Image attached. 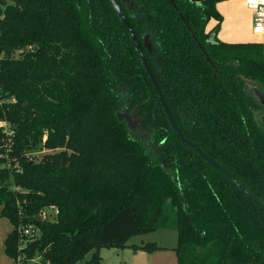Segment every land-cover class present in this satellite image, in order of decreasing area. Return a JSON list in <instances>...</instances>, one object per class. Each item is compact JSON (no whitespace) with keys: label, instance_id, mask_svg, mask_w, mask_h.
Wrapping results in <instances>:
<instances>
[{"label":"trees","instance_id":"obj_1","mask_svg":"<svg viewBox=\"0 0 264 264\" xmlns=\"http://www.w3.org/2000/svg\"><path fill=\"white\" fill-rule=\"evenodd\" d=\"M220 1L116 0L177 128L264 204V47L216 39ZM0 101L8 258L101 264L173 229L176 264H264V210L180 141L109 0H0ZM133 110L135 130L117 119Z\"/></svg>","mask_w":264,"mask_h":264},{"label":"rangeland","instance_id":"obj_2","mask_svg":"<svg viewBox=\"0 0 264 264\" xmlns=\"http://www.w3.org/2000/svg\"><path fill=\"white\" fill-rule=\"evenodd\" d=\"M228 23L229 21L226 22V24ZM219 28H220V24L218 29ZM46 213H49V211L46 210ZM12 228L13 227L11 226L9 221L6 220V218L0 216V233H1L0 235L3 234V231L7 232V230L9 229L11 232ZM176 240H177V233L175 230L158 229L153 232L132 237L131 239L128 240L126 246L123 248H116V247L100 248L98 251V255L100 257L101 264H176V257L173 252V248L176 246ZM147 243H155L158 247L163 249H159L151 254L145 251L134 252L130 247L131 245H144ZM91 255L92 252H89L82 259L76 261L74 264H86V262L91 258ZM33 260H34L33 264H37V263L39 264L38 257H35ZM0 264H15L13 260L11 259L8 260L7 258H5V256L1 254V241H0Z\"/></svg>","mask_w":264,"mask_h":264},{"label":"water","instance_id":"obj_3","mask_svg":"<svg viewBox=\"0 0 264 264\" xmlns=\"http://www.w3.org/2000/svg\"><path fill=\"white\" fill-rule=\"evenodd\" d=\"M110 4L112 5V7L114 8L115 12L117 13V15L119 16V18L121 19V21L124 23V25L126 26V29L130 35V38L135 46V49L138 53V56L140 57V60L142 62V65L151 81V84L154 88V91L156 92L159 102L166 114L167 120L171 126V128L173 129V131L177 134V136L179 137L180 141L186 145L190 150L194 151L197 155H199L202 159H204L210 166H212L215 170H217L218 172H220L222 175L225 176V178H227L229 181H231L241 192H243L248 198H250L253 202H255L262 210H264V204L258 200V198L256 196H254L251 192H249L244 186H242L235 178H233L230 174H228L221 166H219L218 164H216L213 160H211L205 153H203L196 145H194L190 140H188L181 132L180 130L177 128L176 124L174 123V120L170 114V110L168 108V105L162 95V91L157 83V81L155 80V77L148 65V62L145 58V55L134 35V32L129 24V21L127 20L126 16L124 15L123 11L121 10V8L119 7L118 3L116 2V0H109ZM212 36L210 37V41L212 40ZM260 102L262 104H264V98L259 96L258 97ZM117 119L118 121H122L124 120L127 124V126L129 127V129L134 130L135 125L134 122H136L135 120V111L133 110L130 114H126V113H118L117 114ZM36 221L37 222H46L47 219L46 218H41L39 216L36 217Z\"/></svg>","mask_w":264,"mask_h":264},{"label":"crops","instance_id":"obj_4","mask_svg":"<svg viewBox=\"0 0 264 264\" xmlns=\"http://www.w3.org/2000/svg\"><path fill=\"white\" fill-rule=\"evenodd\" d=\"M216 8L223 18L216 33V39L228 43L260 42L264 47V36L252 33V11L245 6L244 0H223L216 5ZM227 21H229L228 24H226ZM214 25L215 21L211 20L207 26L208 30ZM9 232L10 229L7 232L3 231V234L0 235L1 254L8 260L10 259L4 253V240Z\"/></svg>","mask_w":264,"mask_h":264},{"label":"built area","instance_id":"obj_5","mask_svg":"<svg viewBox=\"0 0 264 264\" xmlns=\"http://www.w3.org/2000/svg\"><path fill=\"white\" fill-rule=\"evenodd\" d=\"M244 4L247 8H249L252 11V33L258 36H264V0H244ZM0 105H1V101H0ZM0 131L5 138V147L6 148L10 147L14 132L10 128L8 122L2 117H0ZM42 141L43 142L45 141V137L42 139ZM14 189L20 190L18 187L17 188L14 187ZM46 210H48L49 213H46ZM57 213L58 211L55 208H46L42 210L39 217L47 219L48 217L50 218L54 217L55 215H57ZM17 230L19 234L21 235V237L23 236V237L37 238L40 235L39 229H37L33 224H29L25 227H18ZM23 244H25L24 241L20 243V246ZM33 259H31L29 262L24 263L22 260V257L18 256L14 260V263L15 264H33L34 262Z\"/></svg>","mask_w":264,"mask_h":264},{"label":"flooded vegetation","instance_id":"obj_6","mask_svg":"<svg viewBox=\"0 0 264 264\" xmlns=\"http://www.w3.org/2000/svg\"><path fill=\"white\" fill-rule=\"evenodd\" d=\"M196 1V0H195ZM135 120H136V122H134V125H135V128H134V130L136 129V127H137V125H138V122H139V119L138 118H136L135 117Z\"/></svg>","mask_w":264,"mask_h":264}]
</instances>
